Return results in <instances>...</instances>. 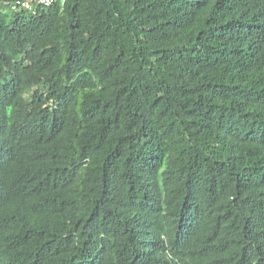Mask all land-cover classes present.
<instances>
[{
    "label": "trees",
    "instance_id": "16d2710c",
    "mask_svg": "<svg viewBox=\"0 0 264 264\" xmlns=\"http://www.w3.org/2000/svg\"><path fill=\"white\" fill-rule=\"evenodd\" d=\"M0 0V264H264V0Z\"/></svg>",
    "mask_w": 264,
    "mask_h": 264
},
{
    "label": "built area",
    "instance_id": "2783aa9c",
    "mask_svg": "<svg viewBox=\"0 0 264 264\" xmlns=\"http://www.w3.org/2000/svg\"><path fill=\"white\" fill-rule=\"evenodd\" d=\"M65 2L66 0H8L7 4L14 11H19L21 9L35 11L36 7L49 6L55 2Z\"/></svg>",
    "mask_w": 264,
    "mask_h": 264
}]
</instances>
